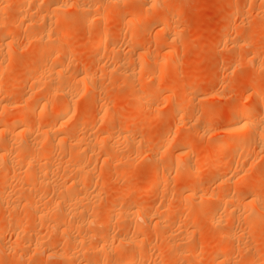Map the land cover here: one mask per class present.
I'll return each instance as SVG.
<instances>
[{
  "label": "rangeland",
  "instance_id": "rangeland-1",
  "mask_svg": "<svg viewBox=\"0 0 264 264\" xmlns=\"http://www.w3.org/2000/svg\"><path fill=\"white\" fill-rule=\"evenodd\" d=\"M115 1L0 0V10L2 9L0 35L10 33L5 40L13 45L8 56L7 52L4 54V51L2 54L6 56L0 55L5 65H9L11 61L10 74L2 77V84L0 83V90L2 89L0 103L10 107L23 100L25 102L28 98L29 103L39 106L38 103L42 102L39 98L46 94V88L44 89V85H37L41 88L33 86L29 80L33 72L42 78L43 84L56 81L64 86L69 85L67 98L58 94L53 95V99L51 96L46 98L49 102V111L55 105H57L55 108L66 105L70 107L69 116L67 115L69 126L66 124L65 128L72 138L80 140L91 134V147L89 146L87 156L84 157V167L92 170V176L90 174L89 177H85L86 191H84L86 193H81L80 196L85 197L78 205L85 209L90 208L94 215L92 218H96L94 224L85 225L86 229L83 228V231L87 233L82 232L86 235L82 240L85 246L94 247L97 240L108 232L115 240L126 237L142 240L141 243L138 242L142 245L140 251H136L135 247L131 252L134 255L138 254V257L132 255L133 259L143 256L140 264H158L159 262L161 264H245L244 261L247 264L261 263L259 261H262L261 258L264 257V208H261L264 207V149L261 150L253 145L243 156L237 155L236 161L231 159L235 155H231L229 148L215 150L209 137L225 135L223 130L228 122L233 120L227 117L226 106L238 101L237 104L253 103L252 95L255 92L262 102L258 101L256 105L253 103L252 106H255L256 113L263 114L261 116L264 117V0H121L117 3ZM101 4L103 8H106L103 9V16H114L115 22L91 23L93 5ZM56 6L60 8L58 14L52 9ZM143 15L146 19L140 20V16ZM43 16L47 18L43 19ZM17 17L20 18L21 24L17 21ZM129 21L132 22V26L126 28V23ZM164 22L169 23L166 29H163ZM45 25L53 28L52 38L58 42L55 46H51L47 53L60 54L59 61L41 60L37 57L39 43L35 40L39 39L38 34ZM101 33L106 36V39L101 40L103 41L102 49L94 51L90 44L100 39ZM254 51H258L257 53L262 56L255 61H250L249 55ZM176 61L178 67L173 69ZM45 63L52 65L56 70L58 69L57 71L61 70L60 76L56 74V70L50 72L38 70V67L44 66ZM131 72H135L134 75L131 76ZM84 76L88 77L87 85L80 82ZM26 77H29L30 82H26ZM17 82L20 85L13 89L12 93L11 84ZM22 83L25 84L22 85ZM156 83L165 85L160 95L151 99L146 106H137L135 103L144 87L148 89L151 86L154 87ZM89 86L95 87L94 91H91ZM44 90L45 93L42 94ZM6 105L0 107L2 110L0 116L6 115L5 120L3 117V122L0 123V140L6 135V132L2 131L6 129V125L18 122L23 113H18L14 111L13 106L9 108ZM44 111L37 110L35 114L26 117L16 129L7 134L13 138L17 136L23 139L21 135L24 134L20 129L30 127L32 128L31 136L35 138L38 135L35 127L40 116L43 114L46 116L47 111ZM10 113L12 116L9 118L7 116L11 115ZM50 117L49 119L53 121V117ZM78 119L83 120L82 126L78 127L79 130L75 126ZM209 123L212 125L211 129H207ZM202 127L205 132L202 130L203 132L198 133ZM197 128L201 129L197 131ZM187 129L190 130L189 133ZM8 135L5 137H9ZM31 136L28 135V137ZM178 137H186L190 145L177 148L179 144L176 145L174 140ZM82 149H84L83 145ZM107 152L111 156H106ZM66 154L64 156L66 158L60 157L62 162L60 167H55L58 170L54 171L55 173L60 174L62 171L69 174L64 162L71 159V154L68 153L70 154L68 157ZM186 159L190 162L189 166L192 169L190 173L194 180L190 178L185 167ZM212 164L216 165V169L211 172ZM23 170L25 172L27 169ZM237 170L240 171L237 172ZM31 171H34L33 168L25 173ZM7 172L5 168L0 167V178L4 175L7 178L4 182L0 180V193H4L2 198L0 197V229L5 232H2L4 235L0 241L7 244L6 246L13 252L11 256L6 254L5 256L0 252V264H96L100 258L98 256L101 255L99 249H93L94 251L89 254L76 255L73 252L77 249L73 250L69 247L72 245L68 243V239L71 241L72 238L78 239L83 236L79 233L81 231H75L76 228L73 230L74 219L58 220L51 224L52 226L59 224V229L51 228L46 217L43 216L47 221L43 219L46 222H41L43 218L41 214H37L38 216L35 214V216L34 212L30 211V207L29 210L26 208L27 205L43 208L47 204L46 201V204H43L44 199L46 198L48 202L49 197H55L53 193L57 190L51 188L53 191L47 190L43 193L44 185L35 182L34 185L37 187L33 185L31 188L27 187V183H23L26 182L24 180L26 178L16 181ZM153 172L160 173L159 176L164 174L168 182L164 179L166 183L163 182L162 186L158 181L147 183L148 177ZM225 176H227L226 181L230 180L231 176L232 178L246 177L244 179L246 184L238 185V187L231 185L234 178L228 181L229 183H225V180H222ZM186 181L191 184L195 181L196 184L193 185L196 187V196L208 195L222 184V189L228 190L224 192H229L228 196L238 201L239 205H236L240 211L244 207L243 203L254 198L259 201L251 208L259 210L261 208V213L254 217L258 218L255 222L251 221L252 218L248 222L251 215H246L247 211L240 212L241 216L236 219L238 223L235 220L236 217L232 220L228 218L227 221L222 210L220 214L222 205L218 201L204 203L205 200L201 198L200 201L198 200L199 206L195 207L192 204L194 205L198 198L193 200L191 199L193 197H190V200L195 202H188L190 201L188 200L186 206V199H183L185 203L182 200L187 193ZM25 187L35 188L31 191L37 192L39 191L37 188L40 187L43 197L33 201L30 198V192H28L29 198L23 195L27 192L24 190ZM148 188L151 192L146 195ZM218 192L219 190H216L214 193ZM20 193L26 199L22 198ZM48 193H50L49 196ZM39 195L41 196V193ZM9 197L13 198L9 199ZM41 198L43 201L40 200ZM21 199L24 201L29 199V202L22 201V205ZM88 201H91V204ZM119 202H121L120 208L116 209L115 213L109 214V209ZM15 203L16 205H13ZM133 205L138 209L148 210L149 208L150 210L151 207L153 212L157 210L159 213L163 212L165 217L159 219L160 225L152 224L146 229L142 228L143 231L136 232L132 229L131 217H128L130 214L125 212ZM180 209L189 211V214L194 213L196 221L173 216V212L177 213ZM213 211L216 212V221L212 226L209 223V215ZM243 214L249 217L243 219L241 218ZM54 223L57 225H53ZM48 225L50 227H47ZM178 225L179 228H177ZM62 227L64 230H60ZM48 228L51 230L48 231ZM240 228L244 229V233ZM167 232L170 235L166 237L170 241L168 238L166 240V237L163 238L164 235H168ZM226 236L229 238H225ZM34 238L40 242H36ZM21 239L32 240L36 244L31 241L27 245L19 246ZM171 240L174 247L171 246ZM167 242L170 246L166 244ZM176 244L181 245L182 251L186 249L183 255L179 254L181 250L177 249ZM143 246L145 250L147 249L146 253ZM68 251L76 255V257L73 255L75 261L74 258L68 259L72 257V254L69 257ZM119 251L115 250L112 258L122 255L123 252L119 253ZM193 253L197 257L199 255L200 262L190 258ZM222 253L224 255L227 253L226 257L229 255L227 258L224 256V259ZM63 254L68 257L64 258Z\"/></svg>",
  "mask_w": 264,
  "mask_h": 264
},
{
  "label": "bare ground",
  "instance_id": "bare-ground-1",
  "mask_svg": "<svg viewBox=\"0 0 264 264\" xmlns=\"http://www.w3.org/2000/svg\"><path fill=\"white\" fill-rule=\"evenodd\" d=\"M22 1H24V0H22ZM26 1V0H25ZM30 1V0H29ZM119 1H121V0H116L115 1V3H117V2H119ZM249 1V0H248ZM261 2H263V1H261ZM263 4V3H262ZM103 4H101V5H93L94 6V10H93V12H92V17H91V23L92 24H98V23H100V22H107V23H112V22H115L116 20H115V17L114 16H110V17H104L103 16V14H102V12H103V9H106V8H103L104 6H102ZM260 6H261V4H260ZM263 7V6H262ZM53 10V12H55V11H57V14L59 13L58 11H59V6H56V7H54V8H52ZM80 9V8H79ZM88 9H90V7H88ZM84 10V9H83ZM91 10V9H90ZM86 11V10H85ZM84 11V12H85ZM2 12V9L0 10V14H2L1 13ZM86 12H88V11H86ZM264 13V12H263ZM45 18V16H43V19ZM46 18H47V16H46ZM45 18V19H46ZM146 19V16L145 15H143V16H140V20L141 19ZM18 19V20H17ZM17 21L19 22V24H21V20H20V18L19 17H17ZM261 19V18H260ZM139 20V21H140ZM16 21V22H17ZM52 24V23H51ZM31 25V24H30ZM50 25V24H49ZM49 25H45L44 27H43V29H42V31H40L39 32V34H38V36H39V39H36L35 41H37L38 43H39V52H38V55H37V57L39 58V59H41V60H47V59H50V60H56V61H59V58H60V54H52V55H50V53H47L48 52V49H50V47L51 46H55L58 42H57V40L56 39H53L52 38V34H53V32H54V30H53V28H51ZM168 25H169V23L168 22H164V24H163V26H164V28L163 29H166V27H168ZM132 26V22H127L126 23V28H130ZM162 26V27H163ZM10 33H2L1 35H0V48H1V50H0V55L3 53V51L5 52L4 54H6V52H7V56H8V53H9V51L11 50V48L13 47V45H12V43L10 42V41H8L7 42V40H5L6 38H7V36L9 35ZM105 34V33H104ZM35 36V35H34ZM37 36V37H38ZM33 37V36H32ZM36 37V38H37ZM35 38V37H34ZM33 39V38H32ZM104 40V39H106V36L105 35H103L102 33L100 34V39L98 38L94 43L92 42H90V40H89V42L91 43L90 45H91V48L94 50V51H98V50H100V49H102V43H103V41L101 42V40ZM86 42V41H85ZM241 43V42H240ZM238 47V46H237ZM246 47V46H245ZM18 48V47H17ZM18 49H20V48H18ZM249 49H250V47H249ZM254 50V49H253ZM249 51V50H248ZM251 52H253L252 50H250ZM249 51V52H250ZM11 52V51H10ZM13 52V51H12ZM61 52V51H60ZM113 52V51H112ZM256 51H254V53L250 56L249 55V57L250 58H248L250 61L252 60H254L255 61V59H258L259 57H261L262 55H260L259 53H255ZM4 54H2V56H6V55H4ZM249 54V53H248ZM62 55V54H61ZM173 55V54H172ZM171 55V57H173ZM247 55V54H246ZM170 58V57H169ZM4 59V58H3ZM8 59V58H7ZM248 60V61H249ZM8 61V60H7ZM179 62V61H178ZM174 63H175V61H174ZM252 63V62H251ZM3 60H2V57L0 58V83H1V81H2V77H4V76H7L8 74H10V71H11V68H10V64H11V61H9V65H5V67L3 66ZM174 65V64H173ZM172 66V65H171ZM61 67V66H60ZM178 67V65H177V61H176V64L174 65V67H173V69H176ZM38 70H40V71H42V72H50V71H55L56 70V68H54L52 65H48L47 63H45V65L44 66H40V67H38ZM58 70V69H57ZM56 70V74H61L62 73V71L60 70V71H57ZM36 72V71H35ZM30 73V72H29ZM37 73V72H36ZM134 73L135 72H131L130 73V75L132 76V75H134ZM33 75H30V81H31V83L33 84V86H36L37 88L38 87H40L41 85H44L45 87H44V89L46 88V94H44L45 93V90L43 91V93L42 94H44V95H46V96H42L41 95V97L39 98V100H42V102L41 103H38V105L39 106H37V104H35V105H33V104H31V103H29L28 101H27V99H26V101L24 102V100L22 101V100H20V101H22L21 103H18V104H14V106H13V108L15 109H13L14 111H16V112H23L22 113V115H21V117L19 118V120H18V122H16V123H8L5 127H6V129L5 130H2V131H4V132H6V135H8L7 134V132H11V131H13L14 129H16V127H18V124H20L21 122H23L24 121V119L26 118V117H29L30 115L32 116V114H35L36 112H37V110H39L40 112H43L44 110H48V99L46 98L47 96H51L52 97V99H53V95H55V94H58V95H60L61 97H63V98H67L68 97V86L69 85H65L64 86V84L62 85L61 83H56V81H55V83L54 82H51V83H54V84H51V83H49V82H47V83H45V84H43L42 83V78H40L37 74H35L34 72L32 73ZM24 76V75H23ZM60 76V75H59ZM59 76L57 77V78H59ZM29 78V77H28ZM28 78L26 77L25 78V80L27 79V81L26 82H30V81H28ZM60 78H62V77H60ZM87 78L88 77H82L81 78V81L80 82H82L83 84H85V85H87ZM19 79V78H18ZM56 79V78H55ZM60 80V79H59ZM25 82V81H24ZM62 82V81H61ZM64 83V82H63ZM2 84V83H1ZM23 84H25V83H22V85ZM80 84V83H79ZM18 85H20V83L19 82H17V83H12L11 84V92L13 93V89H15L16 87H18ZM37 85H40V86H37ZM167 85V84H166ZM1 86V85H0ZM71 86V85H70ZM81 86V85H80ZM164 84L162 85L161 83H159V84H157L156 83V85H154V87L153 86H151V88H146V87H144V89L142 90V92L138 95V100L136 101V105L137 106H139V107H143V106H146L147 104H149L150 103V101H151V99H153V98H157V96H159L160 95V93L164 90ZM169 86V85H168ZM90 87V90L91 91H94V88L95 87H91V86H89ZM149 87V86H148ZM41 88V87H40ZM43 88V87H42ZM70 88V87H69ZM82 88V87H81ZM146 88V89H145ZM167 88V87H166ZM2 90V89H1ZM0 90V91H1ZM70 91V90H69ZM166 91V90H165ZM10 92V91H9ZM9 92L7 93V94H9ZM30 92V91H29ZM255 93H257V92H255ZM254 93V95H252V96H254V98L252 99L253 100V103H255V105L258 103V101L260 102L261 101V99L259 100V95L258 94H255ZM6 94V93H5ZM4 94V96H6ZM27 94V93H26ZM28 95V94H27ZM3 96V97H4ZM8 96V95H7ZM6 96V97H7ZM59 96V97H60ZM27 97V96H26ZM30 97V96H29ZM51 97H50V99H51ZM60 99V98H59ZM29 100V99H28ZM38 100V99H37ZM36 100V101H37ZM2 101V100H1ZM35 101V102H36ZM53 101V100H52ZM223 102V101H222ZM239 102V101H238ZM238 102H236V103H232L231 105H229L228 107L226 106V104H225V101H224V104H225V106L227 107H225V113H227V117L228 118H231V119H233V120H230V122H228V125H224V127H226L224 130H223V132L225 133V135H221V134H218V135H216V136H214L213 137V135H212V138L211 137H209L210 139H211V141L213 142V148L215 149V150H226V148L228 149H230L231 150V155L233 154V155H235V156H233V157H231V159L233 160H236L237 161V159H235L236 158V156L237 155H242L243 156V154L244 153H246L248 150H249V148L251 147V146H258L259 148H261V150H263L264 149V121H263V118L264 117H262L261 115H263V114H259V113H256L257 111H255L254 110V107L252 106V102H244V103H242V104H237ZM262 102V101H261ZM168 103V102H167ZM1 104V103H0ZM13 104V103H12ZM53 104V103H52ZM229 104V103H228ZM227 104V105H228ZM236 104V105H235ZM2 105V104H1ZM3 105H6V104H3ZM0 106V107H4V106ZM50 105H51V102H50ZM54 105H55V103H54ZM223 105V104H222ZM8 105H6V107H7ZM12 106H10L11 108H12ZM52 106V105H51ZM55 106H57V105H55ZM55 106L54 107H52V108H50V111L48 110H46L47 112H49L48 114H47V112L46 111H44V112H46V116H44V114H43V116H40V118L38 119L39 121H38V123H37V127H35V129H36V131L38 132V135L35 137V138H33V136H31V132H32V128H30V127H23V128H21L20 130H21V133H23L24 135H21V136H23V137H21V138H23V139H20V138H17V136H16V138H13L12 136H9V137H3V139L2 140H0V167H3V168H5V172H7V171H9L10 173H8V175L10 174V176H11V178H13V179H15L16 181L17 180H19V181H21V180H23L24 178H26V179H24L26 182H23V183H27L26 185H27V187L29 186L30 188L32 187V185L33 186H35V187H37L36 185H34V183L35 182H38V183H40L39 185H44V187L46 188H44V190H43V188H42V191H43V193H44V191L46 192L47 190H48V192H49V190H51V188L53 189V190H57L55 193H53V195L55 196V197H52L51 195V197H49V199H48V202H47V200H46V195L44 196V202H43V204L45 203V201H46V206H44L43 208H38L37 206H33V205H27L26 203V205H27V209L30 207V211H32V212H34L33 214L35 215H37V214H41V216L43 217H46L47 218V220H49V223H50V226H51V228H55V227H58V228H56V229H59V224H58V226H52V224L51 223H53V222H58V220H65V219H68V218H70V219H74L75 221V226L73 227V230H74V228H76L75 229V231L77 230H79V231H81V232H79V233H81L82 234V232H85V231H83L84 229V227H85V225H89V224H91V223H93L94 224V219L96 218H92L94 215H93V212L91 211V209L89 208V209H85V208H82V207H80L78 204H79V202H80V200H84L83 198L85 197V196H80V195H82L81 193L83 192H85L86 190H85V188H86V182H85V177L86 176H88L89 177V175L91 174V176H92V170L91 169H87V168H85L84 167V157H85V155L87 156V151H88V148H89V146H90V143H91V134L89 133L86 137L87 138H84L83 136V138H81L80 140L79 139H75V138H72L71 137V135L68 133V131H67V129L65 128L66 127V124L68 125V117H67V115L69 116V113H70V107L69 106H62V107H56L55 108ZM9 107V106H8ZM9 107V108H10ZM227 109V110H226ZM11 110V109H10ZM72 110V109H71ZM74 110V109H73ZM0 111H2V110H0ZM4 111V110H3ZM73 112V111H72ZM264 112V111H263ZM174 113V112H173ZM172 113V114H173ZM1 114V113H0ZM7 115H8V113H6ZM11 114V113H10ZM114 114V113H113ZM3 115V114H2ZM40 115V114H39ZM50 115L53 117V121L51 120V119H49V117H50ZM175 115H176V113H175ZM4 116H6V115H4ZM3 116V117H4ZM10 116H12V114L11 115H9V116H7V117H9L10 118ZM49 116V117H48ZM110 116V115H109ZM177 116V115H176ZM2 116H0V123H2L3 122V119L5 120V117L3 118ZM52 117H50V118H52ZM117 117V116H116ZM3 118V119H2ZM12 118V117H11ZM70 118V117H69ZM95 118V117H94ZM108 119H109V121H110V118L109 117H107ZM50 120L52 121V122H50ZM111 120H112V118H111ZM11 122V121H10ZM190 122H191V120H190ZM82 124H83V120L82 119H78L76 122H75V126H77V128L79 127V126H82ZM190 125V124H189ZM69 126V125H68ZM211 123H209V124H207V129H211ZM34 128V127H33ZM74 128V127H73ZM76 128V129H77ZM80 128V127H79ZM79 128H78V130H79ZM187 128H189L190 129V127H188L187 126ZM35 129H34V131H35ZM189 129H187L186 131H187V133H189ZM201 129V128H200ZM200 129H198L197 128V131L198 130H200ZM222 129H223V127H222ZM91 130V129H90ZM202 130H204V128L202 127V129L198 132V133H201V131ZM33 131V132H34ZM90 132V131H89ZM203 132V131H202ZM204 132H205V130H204ZM191 133V132H190ZM26 134H28V135H30L31 137H28V135H27V137H28V139H24V138H27L26 137ZM35 133H33V135H34ZM37 134V133H36ZM186 134V133H185ZM4 135V134H3ZM200 135V134H199ZM202 135V134H201ZM25 136V137H24ZM70 136V137H69ZM75 136V135H74ZM174 136L175 137H177L176 136V134H174ZM232 136H234V137H232ZM77 137V136H76ZM79 138V137H78ZM91 138V139H90ZM174 138V137H173ZM186 137H178V138H175L176 140H174V141H176V145L177 144H179L178 145V147L177 148H181V147H187V146H189L190 144H189V142H188V140H187V138L185 139ZM205 138V137H204ZM171 140V139H170ZM170 140H168V141H170ZM209 140V139H208ZM209 142H210V140H209ZM135 143V142H134ZM82 145L84 146V149H82ZM153 145V144H152ZM151 145V146H152ZM91 147V146H90ZM170 147V146H169ZM257 147V148H258ZM165 148V147H164ZM256 148V147H255ZM258 148V149H259ZM90 149V148H89ZM100 149H102V148H100ZM162 149H163V147H162ZM166 149H167V147H166ZM91 151V150H90ZM92 151H93V149H92ZM92 151H91V153H92ZM214 152V151H213ZM249 152V151H248ZM68 154V153H70L71 154V159H69L68 160V158H67V160L68 161H65L64 162V165H65V168L69 171V174H66V173H64V172H62V171H60L61 170V168H60V174L59 173H55L54 171H56L57 170V168L55 169V167H57V166H59L60 164H61V162H62V160L60 159V157H64L65 156V154ZM66 154V156L68 157L70 154H68L67 155ZM109 154H108V152H107V155L106 156H108ZM90 156V155H89ZM109 156H111V155H109ZM64 158H66V157H64ZM88 158H92V157H88ZM109 158V157H108ZM63 159V158H62ZM63 160H65V159H63ZM109 161V160H108ZM233 162H235V161H233ZM186 169H187V171L189 172V175H190V178H192V176H191V167L189 166V161H188V159H186ZM122 164V163H121ZM154 164V163H153ZM157 165V164H156ZM219 165V164H218ZM249 165V164H248ZM211 166V165H210ZM250 166V165H249ZM28 167H32L33 168V172L31 171L30 173H25L26 171H28L29 172V169H32V168H28ZM60 167V166H59ZM62 167V166H61ZM23 169H27L25 172H24V170ZM59 169V168H58ZM216 169V165H214V164H212V166H211V168H210V171L212 172V171H214ZM7 170V171H6ZM236 170V169H235ZM58 171V170H57ZM238 171H240V170H237V172ZM187 172V173H188ZM191 172V173H190ZM245 172V171H244ZM73 174V175H72ZM159 174L160 173H158V172H153V173H151V175L148 177V179H147V183H153V182H159L160 184H161V186L162 185H164L166 182H168V178H166L165 179V177L163 176V175H160L159 176ZM234 175V174H233ZM232 175V176H233ZM9 176V177H10ZM188 176V175H187ZM232 176L230 177L232 180H233V178H232ZM237 176V175H236ZM238 176H239V173H238ZM134 177V176H133ZM227 176H225V177H223V179L222 180H225V178H226ZM240 177H242V178H239V177H235L234 178V180L233 181H231V179L230 180H228V181H231L230 183H231V185H235V186H237L238 187V185H244V183L246 182L244 179L246 178V177H244L243 178V176H240ZM229 178V177H228ZM164 179H165V181H164ZM188 179V178H187ZM193 179V178H192ZM220 179V178H219ZM0 180H1V182L3 181H6L7 180V178H6V176L4 175V177L2 176L1 178H0ZM194 180V179H193ZM193 180H191V182L193 181ZM221 180V181H222ZM247 180V179H246ZM188 181H190V180H188ZM220 181V182H221ZM228 181H226L225 180V183L226 182H228ZM15 182V181H14ZM164 182V184H162ZM187 182V181H186ZM191 182L190 183H185V184H187L186 185V187H185V189H186V195H185V198H182V200L183 199H186V206H187V201L188 200H190V197H193V198H191V199H195V198H198V199H196V202L195 201H188V202H195V204L193 205L192 204V206H195V207H197V206H199V205H197V204H199V201L201 200V198L202 199H204L205 200V202H204V200H202L204 203H212V202H219L221 205H222V208L220 207V214H221V210L223 211V213L225 214L224 216L226 217V220L228 221V218H230L231 220H232V218H235V220L237 219V217L238 216H241V214H240V212H242L243 213V211H247V213H245L246 215L248 214L249 216H246L245 214H243L242 215V217L241 218H243V219H245V218H248V222H250V218H252L251 219V221H256L257 219H255L254 217L256 216V215H258V214H260L261 213V208H264V207H261L260 208V210L259 209H255V208H251L252 206H255V204L257 205V203H258V201L259 200H256V199H254V198H250L249 200H247L245 203H243L244 204V207L241 209V211H240V208L237 206V205H239V203H237L238 201H235V200H233L232 198L233 197H230V196H228L229 194V192H224V191H226V190H223L222 189V187H223V185L222 184H220V185H218L217 186V189L216 190H219V192L218 193H214V192H216V190L214 191V192H212V193H206V194H208V195H205L204 196V194L202 195H200V196H196V193H197V191H196V187H194V185L196 184L195 183V181L191 184ZM224 182V181H223ZM222 182V183H223ZM159 183H156V184H158L159 185ZM219 183V182H218ZM224 183V184H225ZM229 183V182H228ZM228 183H227V185H228ZM22 184V183H21ZM20 184V186H22ZM29 184V185H28ZM168 184V183H167ZM194 184V185H193ZM217 184V183H216ZM246 184V183H245ZM25 185V186H26ZM3 186H6V185H4L3 184ZM7 186H8V184H7ZM41 186V187H42ZM88 186V185H87ZM160 186V185H159ZM185 186V185H184ZM225 186V185H224ZM230 185H228V187H229ZM27 187H25L24 188V190H25V192H26V190H27V192H26V194H23L24 196L25 195H27V197L29 198V196H28V192H30V198L33 200V201H35V200H37L38 198H40V197H43L42 196V191H40V187L39 188H37V189H39V191L37 192V191H31V190H34V189H30V188H27ZM18 188V187H17ZM50 188V189H49ZM198 188V187H197ZM15 189V188H14ZM199 189V188H198ZM197 189V190H198ZM53 190H51V191H53ZM85 190V191H84ZM88 190V189H87ZM50 191V192H51ZM89 191V190H88ZM228 191V190H227ZM10 192V191H9ZM41 193V196L39 195L40 193ZM151 192V189L150 188H148L147 190H146V195L147 194H149ZM210 192V191H209ZM3 193V192H2ZM2 193H0V197L2 198ZM86 193V192H85ZM6 194V193H5ZM16 194V193H15ZM14 194V195H15ZM21 194V193H20ZM47 194V193H46ZM49 194L50 193H48V196H49ZM3 195H4V193H3ZM9 195H11V194H9ZM13 195V194H12ZM22 195V194H21ZM23 195L21 196L22 198H24L23 197ZM44 195V194H43ZM16 196H20V195H16ZM88 196V195H87ZM91 196V195H90ZM7 197H8V194H7ZM14 197V196H13ZM13 197H9V199H12ZM93 197V196H92ZM3 198H5L4 196H3ZM20 198V197H19ZM48 198V197H47ZM94 198V197H93ZM189 198V199H188ZM24 199H26V197L24 198ZM24 199H21V203H22V201H24ZM86 199V198H85ZM4 200H6V199H4ZM7 200H8V198H7ZM6 200V201H7ZM14 200H16L15 198H14ZM13 200V201H14ZM17 200H19L18 199V197H17ZM16 200V201H17ZM40 200H42V198L40 199ZM39 200V202L41 203V201ZM199 200V201H198ZM20 201V200H19ZM18 201V202H19ZM29 202V199L28 200H25L24 202ZM31 201V200H30ZM32 201V202H33ZM43 201V200H42ZM184 201V203H185V200H183ZM257 201V202H256ZM11 202H12V200H11ZM15 202V201H14ZM18 202H16V203H18ZM89 202V201H88ZM91 202V201H90ZM89 202V203H90ZM16 203L15 204H13V205H16ZM20 203V204H21ZM120 203L121 202H119V203H117L116 204V206L114 207L113 206V208H111V209H109V211H108V213L109 214H112V213H115V211H117L119 208H120ZM91 204V203H90ZM237 204V205H236ZM22 205H23V203H22ZM26 205H24V206H26ZM84 205V204H83ZM82 205V206H83ZM190 205V204H189ZM206 205V204H205ZM8 206V205H7ZM21 206V205H20ZM241 206V205H240ZM262 206V205H261ZM40 207H42V205L40 206ZM56 209H55V208ZM191 207V206H190ZM260 207V206H259ZM17 208H18V206H17ZM145 208V207H144ZM186 208V207H185ZM192 208V207H191ZM55 209V210H54ZM117 209V210H116ZM187 209V208H186ZM185 209V210H186ZM199 209V208H198ZM197 209V210H198ZM245 209V210H244ZM247 209V210H246ZM248 209H250V211H248ZM29 210V209H28ZM120 211V210H119ZM154 211V210H153ZM152 211V209H151V207H150V210H149V208H148V210L147 209H143V208H140V209H138V207L136 206L135 207V205H133L131 208H129V209H126V214H130V215H128V217H131L130 218V222H131V226L133 227L132 229H134L136 232H139L142 228H144V229H146L147 227H150V225H152V224H159L160 225V223L158 222L159 221V219H162L163 217H165V215H164V213L163 212H158V210H157V212H153ZM155 211H156V209H155ZM171 211V210H170ZM172 211H174V210H172ZM180 211H182V209H180ZM180 211H177V213H175V211L173 212L174 213V215L173 216H179L180 218H184V219H189V220H191L192 222H193V220L194 221H196L195 220V216L190 212V214H189V211L186 213L185 211H182V212H180ZM251 212V213H250ZM263 212H264V209H263ZM122 213V212H121ZM123 213H124V211H123ZM222 213V214H223ZM167 214V213H166ZM196 214V213H195ZM35 215V216H36ZM245 215V216H244ZM38 216V215H37ZM133 216V217H132ZM44 217L43 218H41L42 220H41V222L42 221H44V220H46V219H44ZM71 217H74V218H71ZM162 217V218H161ZM202 217V216H201ZM221 217V215L219 216V218ZM49 218V219H48ZM77 218V219H76ZM132 218H134L132 221H131V219ZM154 218H156V220H154ZM239 218V217H238ZM262 218V217H261ZM260 218V219H261ZM38 219H39V221H40V217H38ZM44 219V220H43ZM93 219V220H92ZM158 219V220H157ZM253 219H255V220H253ZM46 220V221H47ZM46 221H44V222H46ZM68 221H69V219H68ZM71 221V220H70ZM153 221H156L155 223H152ZM216 221V212L215 211H213L212 213H210V215H209V223H210V225H212L214 222ZM237 221V220H236ZM243 222L245 221V220H242ZM41 222H40V225H41ZM129 222V221H128ZM238 223H239V221H237ZM246 222V221H245ZM48 223V224H49ZM53 224V225H57V224ZM64 223V222H63ZM251 223H253V222H251ZM72 224V225H73ZM233 224V223H232ZM246 224V223H245ZM30 225V224H29ZM65 225V224H64ZM70 225V224H69ZM39 226V225H38ZM49 225L47 226V227H50ZM186 226V225H185ZM213 226V225H212ZM241 226V225H240ZM245 226V225H244ZM31 227V226H30ZM46 227V228H47ZM69 227V226H68ZM72 227H71V229H72ZM159 227V226H158ZM237 227V226H236ZM88 228V227H87ZM177 228H179V225H178V227ZM180 228H182V227H180ZM246 228H247V226H246ZM49 229L50 228H48L47 230L49 231ZM61 229H63V227L62 228H60V230ZM85 229H86V227H85ZM143 229V230H144ZM152 229V228H151ZM160 229V228H159ZM236 229V228H235ZM51 230V229H50ZM55 230V229H54ZM64 230V229H63ZM70 230V229H69ZM143 230H141V231H143ZM148 230V229H147ZM179 230V229H178ZM182 230V229H181ZM239 230V229H238ZM240 230H243L242 232L244 233V229H241L240 228ZM248 230V229H247ZM59 231V230H58ZM57 231V232H58ZM108 231V230H107ZM140 231V232H141ZM150 231V230H149ZM163 231V230H162ZM171 231V230H170ZM183 231V230H182ZM230 231H231V229H230ZM2 232H4L2 229H0V238H2V235H4V233H2ZM60 232V231H59ZM62 232V231H61ZM74 232V231H73ZM73 232H72V234H73ZM179 232V231H178ZM181 232V231H180ZM86 233V232H85ZM164 233H166V232H164ZM168 233V232H167ZM228 233V232H227ZM50 234V233H49ZM67 234V233H66ZM87 234V233H86ZM155 234V233H154ZM242 234V233H241ZM248 234V233H247ZM75 235V234H74ZM83 236H82V238L80 237V238H72L71 239V241H69V239H68V243L70 244V245H72V246H69V247H72L71 249H73V250H76V251H74L73 253H75L76 255H78V254H89L90 252L92 253L94 250L93 249H99L100 251H101V253H100V251H99V253L101 254L100 256H98V257H100L99 258V261L97 260V263L98 264H140L141 263V261H142V259H143V256L141 257V256H139V258H137L138 256V254H136V255H134V253L132 254L131 252H132V250L136 247V251L138 250V252L140 251V247L142 246L140 243L142 242V240H137V239H133V237L132 238H129V239H127V237L126 238H124V239H114L112 236H110L109 234H108V232L103 236L102 235V237L99 239V240H97V242H96V245L94 246V247H92L91 245H90V247H87V246H85L84 244H83V239H84V236H86V235H84V233L82 234ZM91 235H94V234H91ZM157 235V234H156ZM162 236L164 235V234H161ZM170 234L168 233V235H164V237L163 238H165L166 236H169ZM172 235V234H171ZM64 236V235H63ZM88 236H89V233H88ZM160 236V235H159ZM230 236H231V234H230ZM233 236V235H232ZM235 236V235H234ZM250 236V235H249ZM48 237V236H47ZM65 237V236H64ZM90 237V236H89ZM93 237V236H92ZM91 237V238H92ZM158 237V236H157ZM221 237V236H220ZM228 236H226L225 238H227ZM238 237V236H237ZM236 237V238H237ZM18 238V237H17ZM22 238V237H21ZM38 238V237H37ZM63 238V237H62ZM167 238L168 237H166V240H167ZM229 238V237H228ZM234 238V237H233ZM235 238V239H236ZM241 238V237H240ZM35 239V238H34ZM42 239V238H41ZM89 239V238H88ZM139 239V238H138ZM144 239V238H143ZM169 239V238H168ZM43 240V239H42ZM155 240V239H154ZM165 240V241H166ZM234 240V239H233ZM18 241V240H17ZM32 241V240H31ZM31 241L30 240H27V241H25L24 239H21L20 240V242H19V246L20 245H27L28 243H31ZM35 241L36 242H40V240H37V239H35ZM65 241H67V240H65ZM88 241V240H87ZM169 241H170V239H169ZM182 241V240H181ZM215 241V240H214ZM241 241V240H240ZM32 242H34V241H32ZM36 242H34L35 244H36ZM72 244H71V243ZM138 242H140L139 244H138ZM160 242V241H159ZM173 242V240H171V243ZM176 241H174V243H175ZM180 242V241H179ZM216 242H218V241H216ZM215 242V243H216ZM225 242V241H224ZM1 243H2V245H1ZM145 243V242H144ZM163 243H164V239H163ZM221 243V242H220ZM234 243V242H233ZM245 243V242H244ZM243 243V244H244ZM86 244H87V242H86ZM114 244H115V246H114ZM117 244V245H116ZM166 244H168V242L166 243ZM218 244V243H217ZM238 244V243H237ZM7 244H5V243H3V242H1L0 241V252L3 254V255H9V256H11L10 254L13 252L12 250H11V248H9L8 246H6ZM136 245H138V246H136ZM146 245H147V247H149V245L146 243ZM37 246V245H36ZM40 246H41V244H40ZM163 246V245H162ZM168 246H170V243L168 244ZM171 246H173V243L171 244ZM176 247H178L177 249L179 250H181L180 251V253H179V251H178V253L180 254V255H183L186 251V249L184 250V251H182V249L183 248H181L180 246L181 245H179V244H176L175 245ZM68 247V248H69ZM139 249H138V248ZM174 247V246H173ZM239 247V246H238ZM144 250H145V248H144V246L142 247ZM70 249V250H71ZM195 249V248H194ZM239 249V248H238ZM241 249V248H240ZM115 250H117V252H118V250H120L121 252H123V253H121L122 255H118L116 258H112L113 257V254H115L114 252H115ZM147 250V249H146ZM146 250H145V253H146ZM225 250V249H224ZM244 250V249H243ZM72 251V250H71ZM120 251H119V253H120ZM135 251V252H136ZM188 251H189V249H188ZM134 252V251H133ZM137 252V253H138ZM192 252V251H191ZM223 252V251H222ZM68 253H70L69 254V257H71V258H68V259H73L74 258V261H75V257H76V255L75 254H72V252H70V251H68ZM141 254H143L144 252H140ZM159 253V252H158ZM189 253V252H188ZM72 254V255H71ZM190 254V253H189ZM223 254V253H222ZM227 254V253H226ZM225 254V255H226ZM5 255V256H6ZM71 255V256H70ZM73 255H75V257L73 256ZM99 255V254H98ZM132 255L133 256H137V257H134V259H133V257H132ZM168 255H171V254H168ZM172 255H174V253L172 254ZM193 255H195L194 253L193 254H191V259L192 258H194V261H199V259H200V257H199V255H198V257L195 255L194 257H193ZM224 254H223V258H224V256H225ZM229 255V254H228ZM228 255H227V257H228ZM8 256V257H9ZM60 256H62V255H60ZM63 256H64V254H63ZM62 256V257H63ZM218 256H221V255H218ZM263 256H264V252H263ZM61 257V258H62ZM65 257H68V255L67 256H64V258ZM169 257V256H168ZM170 257H172V256H170ZM173 257H175V256H173ZM176 257H177V259L179 258L177 255H176ZM216 257V256H215ZM226 257V256H225ZM226 257V258H227ZM262 257V256H261ZM137 258V259H136ZM148 258V257H147ZM184 258V257H183ZM189 258V257H188ZM188 258H187V260H188ZM189 258V259H190ZM220 258V257H219ZM222 258V257H221ZM264 258V257H263ZM263 258H261L262 259V261H259V262H261V263H259V264H264V259ZM98 259V258H97ZM181 259V258H180ZM190 259V260H191ZM216 259H218V258H216ZM225 259V258H224ZM189 260V261H190ZM223 260V259H222ZM230 260V259H229ZM216 261V260H215ZM244 261V260H243ZM157 262V261H156ZM163 262V261H162ZM165 262V261H164ZM168 262V261H167ZM191 262H193V261H191ZM200 262V261H199ZM226 262V261H225ZM248 262V261H247ZM96 263V264H97ZM160 263V262H159ZM158 263V264H159ZM195 263V262H194ZM215 263V262H214ZM244 263L245 264H247L246 263V261H244ZM71 264H73V263H71ZM90 264V263H89ZM154 264H157V263H154ZM161 264V263H160ZM257 264V263H256Z\"/></svg>",
  "mask_w": 264,
  "mask_h": 264
}]
</instances>
